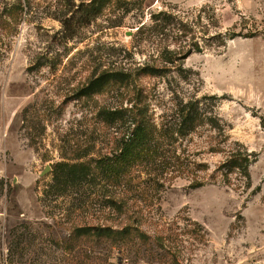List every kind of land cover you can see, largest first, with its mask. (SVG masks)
Returning a JSON list of instances; mask_svg holds the SVG:
<instances>
[{
	"label": "rangeland",
	"instance_id": "rangeland-1",
	"mask_svg": "<svg viewBox=\"0 0 264 264\" xmlns=\"http://www.w3.org/2000/svg\"><path fill=\"white\" fill-rule=\"evenodd\" d=\"M17 1L0 0L12 25L0 48V264H87L85 249L100 264H264V0H23L16 15ZM98 7L78 22V9ZM145 63L164 68L134 83L157 114L181 97L202 99L220 128L200 139L224 132L242 144L252 154L251 187L190 188L177 178L153 201L140 197L143 230L158 231L167 247L153 237L123 255L63 247L73 226L66 214L80 200L96 209L100 197L93 188L46 198L54 165L105 153L109 130L96 111L125 98L117 89L76 93L103 72L135 74ZM204 147L197 157L212 172L223 155Z\"/></svg>",
	"mask_w": 264,
	"mask_h": 264
},
{
	"label": "trees",
	"instance_id": "trees-1",
	"mask_svg": "<svg viewBox=\"0 0 264 264\" xmlns=\"http://www.w3.org/2000/svg\"><path fill=\"white\" fill-rule=\"evenodd\" d=\"M12 9L16 15L21 14L23 0L14 3ZM76 13L78 22L84 24L100 13V7L78 9ZM158 17L151 16L153 21ZM11 29L12 25L0 17V48ZM179 60L166 57L163 62L174 64ZM163 70L158 65L145 63L135 74L103 72L78 89V97L103 96L117 89L125 98L119 101L115 96L113 104L101 105L96 111L100 123L109 130L105 153H98L90 160L59 161L54 165L46 198L72 196L79 191H88L89 196L93 188H97L100 197L98 208L93 210L85 200H80L78 210L66 214L73 226L63 247H108L107 250L113 248L123 255L127 247L146 246L151 237L156 247H167L158 231L150 235L143 230V219L147 218L137 204L140 197L153 201L152 193L158 196L177 178L189 180L190 188L217 182L243 191L251 187L252 154L242 144L230 141L224 132L221 140L216 135L200 139L205 129L213 133L220 128L218 117L210 107L202 105V99L181 97L172 102V107L157 114L149 95L134 85L139 76H160ZM203 146L205 153L223 155L212 172L208 171L209 164L197 157ZM84 251L87 264H100L92 260V249ZM170 261V264H179L175 258Z\"/></svg>",
	"mask_w": 264,
	"mask_h": 264
}]
</instances>
